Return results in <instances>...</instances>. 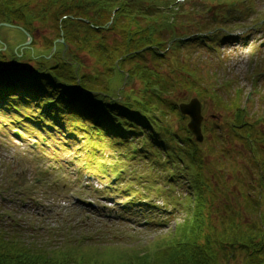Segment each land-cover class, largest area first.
Segmentation results:
<instances>
[{
  "label": "trees",
  "instance_id": "1",
  "mask_svg": "<svg viewBox=\"0 0 264 264\" xmlns=\"http://www.w3.org/2000/svg\"><path fill=\"white\" fill-rule=\"evenodd\" d=\"M193 14L176 0H0V23L21 27L23 38L24 32L33 37L31 45L37 23H50L54 34L43 39L45 51H22L28 65L0 72V111H14L18 127L39 136L29 151L40 178L35 187L26 183V165L15 160L16 173L8 167L0 179V264H264V133L258 120L244 121L240 89L224 101L215 92V74L205 76L180 57L190 48L211 52L217 29L237 18L213 28L211 19L197 21ZM192 30L213 35L181 45ZM58 39L63 42L54 44ZM168 44L172 53L164 51ZM8 51L0 52L1 63L18 57L19 50ZM223 85L232 88L231 81ZM152 87L158 93L151 94ZM177 90L214 101L235 117L223 132L216 121L205 122L206 139L197 144L171 99ZM48 100L53 107L38 111ZM106 151L116 154L106 158ZM75 164L77 177L86 170L99 182L122 170L115 185L103 188L132 197L117 208L119 216L134 215L137 204L147 215L143 226L159 225L151 192L185 216L145 242L134 229L111 231L122 217L96 228L95 213L70 201L62 207ZM87 189L75 194L82 199ZM48 194L42 214L61 209L50 225L6 207L13 199L41 206ZM238 252L243 258L237 262Z\"/></svg>",
  "mask_w": 264,
  "mask_h": 264
},
{
  "label": "rangeland",
  "instance_id": "2",
  "mask_svg": "<svg viewBox=\"0 0 264 264\" xmlns=\"http://www.w3.org/2000/svg\"><path fill=\"white\" fill-rule=\"evenodd\" d=\"M225 1L227 0H176L178 4H181L183 9L193 11V15L197 21L211 19L213 22V28L219 20L222 21L220 14L223 12V9L225 10V8L228 7ZM218 2H225L226 4H218ZM249 3L252 7V9L250 7V10L245 9L247 8V4L245 3H238L235 8L233 6L231 7V15L227 18L230 20L237 17V19H235L236 21H234L233 24L227 26V30H229L228 32L224 29H217L220 37H217L216 40L217 43L218 41L219 43L214 44L215 47H213L211 52L203 51V49L190 48L188 51H183L180 57L190 64L192 69L194 68L196 71L202 70L205 76L214 73V84L216 83L215 92L224 101H227L234 95V89H240L243 95L242 106L245 108V120L252 123L259 119L261 120V123L257 127L264 129V101H262V97L264 96V24H262L264 23V0H250ZM238 8L242 9L240 14H238ZM258 20H262V23H258ZM37 26L38 29L34 35V45L29 47L31 54L45 51L43 39L45 37H54L50 23L44 25L37 23ZM17 31L18 30L13 28L0 30V49L2 53L10 56L11 52L8 51L10 49H14V51L22 50L28 53L29 48L24 45L26 37L23 38ZM194 31L195 30H192L189 33ZM169 47L168 44L167 49L164 51L172 53L173 51H171ZM21 55L22 54H18V57L12 59L6 57L5 62L0 63V70L12 69L16 64L23 66L28 65L30 61L27 58L21 59ZM81 57L87 66L92 64L91 60L84 57V55L81 54ZM11 63H13V65ZM225 81H231L232 88L226 89L223 85V82ZM220 85L223 86L220 87ZM132 87L138 89L137 84H134ZM126 90L128 91V88ZM193 96V94H189L187 91L177 90L171 95V99L176 104L181 102L186 103ZM201 102L203 104L202 114L204 121H216L223 132L225 125L233 120V112L215 106L209 99H205ZM30 107L33 106L31 105ZM3 111L4 110L0 111V179L3 178L4 172L9 171L8 167L16 173L15 171L17 169L13 170V168L16 167V161H18L26 165V168H22V172L26 171L23 174L26 177V183H28L34 174V171L37 169L29 148L32 147L31 142L34 141V138L37 140L39 139V136L36 135V137H33V135H29L25 129L19 128L18 126H20V124L13 123L16 117L14 111H7L5 113H3ZM14 130L16 132H14ZM235 148H237V150L243 149V147L237 143L235 144ZM113 154L116 153L106 151L105 157L107 156L106 158L110 157L112 159ZM18 171H20V167H18ZM76 171L77 164L72 168V174H69L73 194L69 193L65 205L62 207L66 208V204L70 201V204H72L75 209L79 210V205H74L76 201L75 192L79 188L78 183L83 180L76 179ZM112 174L113 173L108 172L107 177L100 182L95 179L88 182L89 187L86 191V196L83 198L86 201L94 200L98 204V208L94 210V212H91V214L95 213L99 218L90 216L91 219H94L93 223L96 228L104 227V225H106L105 218L103 217L104 212L108 215H111L112 213L113 218L116 214L114 213L117 207L116 204H126L127 202H125L126 197L120 195L119 192L113 193V191H104L103 188L104 186L107 187V182L110 180ZM49 178L53 179V175ZM83 179H85V177H83ZM142 180L143 179H141V181ZM234 187L237 189L238 186L235 185ZM94 190L98 191L95 193V196H91L89 192H94ZM179 191L182 193L183 189L179 188ZM149 196L155 201V205L158 206L157 208H159V213L153 215L158 217L159 225L143 226L142 222L147 218V215L144 213L141 214L140 206L136 204L132 208L134 215L121 213L120 217L122 218L119 221V224L115 220L116 223L113 224V230L111 231L122 230L123 228H121V226H124L126 229H134L138 233L139 239L145 242L160 233L172 230L176 223L183 220L185 213L180 206L177 208L164 206L160 199L155 196L154 192L149 193ZM35 197L36 196H34V198ZM51 198L52 197L48 194V197L44 199V203H40L41 206L33 201L34 199L26 201H16L13 199L8 204L6 203V207L17 213L29 215L39 224L46 226L60 220L57 214L61 209L55 211V213L51 212L49 215L42 214L47 212V210H43V207L46 209L49 207L48 202ZM82 214L83 212H81V216ZM246 220L249 221V217H247ZM236 255L237 262L243 258V252H238Z\"/></svg>",
  "mask_w": 264,
  "mask_h": 264
},
{
  "label": "water",
  "instance_id": "3",
  "mask_svg": "<svg viewBox=\"0 0 264 264\" xmlns=\"http://www.w3.org/2000/svg\"><path fill=\"white\" fill-rule=\"evenodd\" d=\"M27 41L24 45H28L31 42V37L27 34ZM61 42V40H59ZM180 114L182 116H187L189 121L187 123V128L192 134L194 140L198 143L203 141V136L201 133V103L197 98H192L188 103H181L178 106Z\"/></svg>",
  "mask_w": 264,
  "mask_h": 264
}]
</instances>
